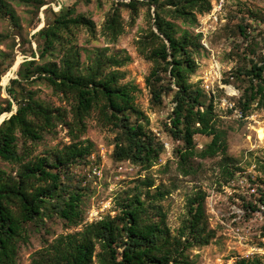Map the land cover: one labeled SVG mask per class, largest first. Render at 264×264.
Wrapping results in <instances>:
<instances>
[{
	"label": "trees",
	"instance_id": "trees-1",
	"mask_svg": "<svg viewBox=\"0 0 264 264\" xmlns=\"http://www.w3.org/2000/svg\"><path fill=\"white\" fill-rule=\"evenodd\" d=\"M11 1L37 8L44 5L42 0H0V17L11 22L16 19L8 4ZM211 1L166 0L161 5L158 0H130L119 5L134 13L138 6L147 7L148 13L153 7L148 36L139 42L144 58L153 64L145 85L152 106H161L165 97H171L173 107L166 131L182 144L175 152L179 165L185 169L182 173H189L188 163L192 159L219 154L221 176L229 180L237 171L230 168L233 161L227 156L226 133L217 127L212 101L206 104L204 92L189 82L197 68L192 53L201 47L200 35L177 37L171 21L180 19L195 24L197 15L210 12ZM60 9L52 24L37 32L42 41L39 57L53 55L59 48L58 62L22 63L18 77L6 89L16 110L0 124V160L15 165L16 169L13 173L0 169V264H16L19 248L27 239L28 223L56 215L67 226L79 224L82 192L66 183L70 181L68 170L70 165L85 162L91 155L89 144L74 143L50 152V156L28 158V152L18 150L17 134L23 142L36 143L59 122L76 133L82 132L85 119L95 110L103 125L116 130L112 153L115 162L126 161L140 171H147L163 153V145L145 130L146 118L135 104V86L121 83L124 74L119 69L129 59L96 49L90 63L83 66L78 52L64 42L73 29L80 26L92 29L93 23L83 15H75L73 9ZM102 29L111 39L122 32L119 9L106 16ZM250 63L248 69L240 71L249 84L238 100L244 116L253 104L264 105V55ZM37 79L70 99L72 123L64 122L60 112L55 113L51 106L36 99L33 92L21 87L22 82ZM12 85L21 87L20 100ZM9 112L11 103L6 101L0 115ZM196 135L210 137V142L199 151L194 143ZM141 184L144 191L135 189L117 202L115 216L87 224L77 233L60 235L37 251L31 264H190L184 253L193 247L207 246L215 237V231L208 228L205 193L198 190L186 200L185 216L172 236L165 214L157 205L165 193L159 188L152 193L148 180ZM234 264H264V257L242 258Z\"/></svg>",
	"mask_w": 264,
	"mask_h": 264
},
{
	"label": "rangeland",
	"instance_id": "rangeland-1",
	"mask_svg": "<svg viewBox=\"0 0 264 264\" xmlns=\"http://www.w3.org/2000/svg\"><path fill=\"white\" fill-rule=\"evenodd\" d=\"M130 0H42L43 6L8 2L15 14V22L0 17V110L11 103V112L2 113L7 119L16 110V104L6 89L16 79L20 65L35 60L37 64L58 62L61 52L57 48L53 55L39 57L42 41L37 32L51 25L57 10L73 9L75 15H83L93 23V28L80 26L71 31L64 43L78 52L80 62L87 66L94 50L105 49L107 55L127 57L129 61L119 70L123 72L121 83L135 86V104L143 112L145 130L162 145L163 153L158 163L147 171H140L129 162H115L112 153L116 130L103 125L94 110L85 119V129L76 133L59 122L43 133L36 143L23 142L17 134L18 150L28 152V158L50 156L70 144L91 146V155L85 162L69 166L66 180L71 188H80L81 221L77 226H67L56 215H49L38 222L26 225V242L21 244L16 264H31L35 253L49 246L60 235L81 231L87 224L118 213L117 202L135 189L145 190L143 180L165 193L158 202L166 217V226L175 236L185 216V203L196 191L205 193V214L208 228L215 237L207 246L193 247L184 253L190 264H233L240 258L264 257V105L253 104L243 118L238 106L248 79L240 74L264 55V0H212L211 10L196 16L190 24L177 19L169 20L175 26L176 36L200 35V48L193 51L196 72L189 82L199 87L205 95L204 102L212 101L217 127L226 133L227 156L236 170L234 181L226 184L221 176V155L204 159H192L187 175L182 172L175 152L180 141L168 136L167 126L173 104L171 97L163 99L161 106L150 104L149 90L145 79L153 67L144 58L140 41L148 36L149 14L153 7L138 6L132 12L125 6ZM222 1V9L211 16L213 6ZM166 0H158L164 5ZM119 9L122 32L111 39L102 29L106 16ZM60 52V53H59ZM206 86L211 89L209 94ZM21 99L22 87L34 93L39 101L60 112L66 123H72L71 101L55 93L42 80L22 82L21 87L11 86ZM210 142V137L196 135L194 143L199 151ZM186 168V167H185ZM0 169L13 173L15 165L0 160ZM254 189L252 193L250 190Z\"/></svg>",
	"mask_w": 264,
	"mask_h": 264
},
{
	"label": "built area",
	"instance_id": "built-area-1",
	"mask_svg": "<svg viewBox=\"0 0 264 264\" xmlns=\"http://www.w3.org/2000/svg\"><path fill=\"white\" fill-rule=\"evenodd\" d=\"M59 9H60V7L58 8L57 11H59ZM221 9H222V1H220V2H216V3L214 4V6H213V10H212V12H211L210 15H211V16H214V18L216 19V14H217V13H220V12H221ZM206 91H207L208 94H209V92H212L211 89L209 90V87H208V86H206ZM236 113H237V117H239V118H243V115H242L241 112H236ZM234 178H235V176H234L233 178L229 179V180H226V184H230V183H232V182L234 181ZM250 191L253 193V192H254V189L251 188ZM247 258H249V257H245L244 259H247ZM240 259H242V258H240ZM233 264H234V263H233Z\"/></svg>",
	"mask_w": 264,
	"mask_h": 264
},
{
	"label": "water",
	"instance_id": "water-1",
	"mask_svg": "<svg viewBox=\"0 0 264 264\" xmlns=\"http://www.w3.org/2000/svg\"><path fill=\"white\" fill-rule=\"evenodd\" d=\"M11 115V114H10ZM10 115H9V117H10ZM3 121V120H2ZM2 121H0V124L2 123Z\"/></svg>",
	"mask_w": 264,
	"mask_h": 264
}]
</instances>
